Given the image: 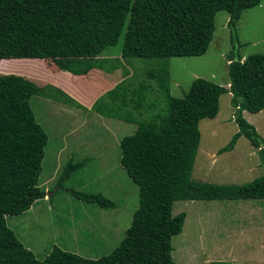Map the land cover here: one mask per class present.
Segmentation results:
<instances>
[{"label":"trees","instance_id":"obj_1","mask_svg":"<svg viewBox=\"0 0 264 264\" xmlns=\"http://www.w3.org/2000/svg\"><path fill=\"white\" fill-rule=\"evenodd\" d=\"M260 3L261 0H0V62H76L79 69L106 74L108 68L98 60L121 42L118 55L127 59L200 57L209 50L219 12L228 14L231 46L227 54L228 88L195 78L188 91L176 98L169 93L170 87L156 85L158 102L163 100L165 107L156 104L160 112L155 115L148 108V125H140L142 130L120 140V164L137 186L139 200L118 246L97 260L58 247L39 260L7 226L8 216L23 215L46 196L39 187V177L48 137L30 107L32 96H45L43 87L16 74H0V264H173L171 239L182 232L186 217L184 212L172 214L175 202L264 200V175L243 185L191 179L201 139L200 122L217 116L224 94L231 95L238 130L218 154L232 152L239 138L245 137L259 149L264 167L263 139L242 115L244 111L258 114L264 110V53L242 57L241 49L247 44L240 41L237 33L242 13ZM109 56L113 55L106 57ZM165 67L158 76L161 83L170 78ZM137 101L144 106V98ZM79 166L68 162L61 180L70 178ZM71 194L98 209L115 208L113 201L99 193Z\"/></svg>","mask_w":264,"mask_h":264},{"label":"rangeland","instance_id":"obj_2","mask_svg":"<svg viewBox=\"0 0 264 264\" xmlns=\"http://www.w3.org/2000/svg\"><path fill=\"white\" fill-rule=\"evenodd\" d=\"M227 21L226 12L216 15L209 50L200 57L127 59L118 55L123 42L109 48L106 56L118 55L129 66L122 69L123 80L114 84L112 81L120 73L110 76L112 66H107L105 74L79 69L76 62H0V74L22 76L43 87L45 93L43 97L32 96L30 107L48 137L39 177V187L46 196L23 215L6 218L7 226L36 258L42 260L58 247L97 260L118 246L139 200L137 186L120 164L119 142L142 130L140 125H148L147 115L151 112L146 106L153 108L157 86L170 87L176 98L182 97L197 77H208L205 79L226 87L227 54L231 49ZM237 33L240 41L247 44L241 49L242 57L264 53V0L258 7L242 13ZM106 56L98 62H107ZM165 66H169L170 78L165 76L167 80L161 83L158 76ZM177 83L180 87H176ZM138 98H144L145 104L135 109L130 105L138 104ZM229 101L230 94L222 95L218 118L211 126L212 120L200 122L201 139L191 174L193 181L243 185L264 175L259 149L252 147L245 137L239 138L232 152L218 154L238 130L235 109ZM154 104L165 106L163 102ZM131 117L135 123L130 122ZM243 117L263 139L264 148V110L258 114L245 112ZM68 162L80 166L70 178L61 180ZM71 191L102 194L114 202L115 208L102 210L87 205L73 198ZM250 203L251 207L259 204L264 209V200L175 202L172 214L184 212L186 217L182 232L171 239L173 264L264 263V223L250 226L254 228L252 236L242 240L251 246L248 249H242L239 239L232 242L228 238V230L241 225L232 211L238 205Z\"/></svg>","mask_w":264,"mask_h":264},{"label":"crops","instance_id":"obj_3","mask_svg":"<svg viewBox=\"0 0 264 264\" xmlns=\"http://www.w3.org/2000/svg\"><path fill=\"white\" fill-rule=\"evenodd\" d=\"M117 56H109V57H107L106 59L108 61L105 62V65H104L105 67L112 66L113 72H110V76L113 75L111 73H120V74H118L119 77H118V75H116L117 78H120V80H118L116 78L114 81H112L113 84L117 83V82L119 83V82H121L123 80L124 77L121 75L123 68H124V70L129 69V66L124 61H122V59L119 56L118 57ZM168 73H169V66H168ZM169 75H170V73H169ZM113 78L114 77L112 76V79ZM197 78H200V77H197ZM205 78L208 79V77H204V79ZM209 78L210 79H214L213 76L212 77L209 76ZM175 85H176V87H177V85H178V87H180V85L178 83L175 84ZM228 87H229V82L226 85V88H228ZM171 91H172V89H171ZM169 93L171 94L170 89H169ZM171 96H172V94H171ZM157 97L154 98V101H153V104H152L153 108H150V111L154 115L160 112L159 109H157L155 104H154L155 102H158L160 100ZM221 98H222V96L220 97V103H221ZM230 98H231V95H230ZM161 101L164 103L163 100H161ZM130 106L134 107L136 109L137 107L140 106V104H135L134 105L132 103ZM146 109H148L147 106H146ZM219 109H220V104H219ZM245 112L246 111L243 112V116H245ZM146 115H147V113H146ZM217 118H218V116H216L214 119H217ZM131 119H133V117H131ZM214 119H209V120H212L211 123L209 124V126H211L212 122H214L213 121ZM130 122H131V120H130ZM251 205H252V203H250L248 205L247 204L246 205H238L236 207V209H234V211H232L233 215H237L239 217V220L237 222H239L241 225H240V228L233 229L232 231L228 230V238L230 239L229 241L233 242L236 239H239L240 246L242 247V249H248V248L251 247V246H246L245 244H243V241H242V240H245L246 238H250L252 236L251 233L254 231V228H251L250 226H253L254 224L256 225V222H259L260 224L264 223V209H263V205L255 204L258 207L257 206L256 207H251ZM259 216H261V217H259ZM242 224H244V225H242ZM233 234H235V236H233ZM230 249H231V247H230ZM252 252H254V250L249 252V254L252 253ZM246 263H248V264H264L262 262H257V261L256 262H246Z\"/></svg>","mask_w":264,"mask_h":264}]
</instances>
